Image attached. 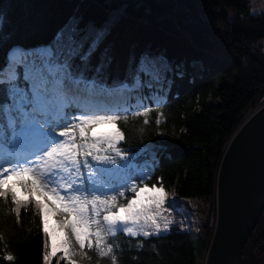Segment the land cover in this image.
<instances>
[{
  "label": "trees",
  "instance_id": "trees-1",
  "mask_svg": "<svg viewBox=\"0 0 264 264\" xmlns=\"http://www.w3.org/2000/svg\"><path fill=\"white\" fill-rule=\"evenodd\" d=\"M68 43L84 49L91 45V59L82 62L89 68L107 60L103 87L118 91L96 90L88 97L80 93L71 99L70 111L120 110L128 115L117 123L124 134L118 147L127 157L137 155L143 173L130 168L124 173L127 182L129 177H144L178 202L213 203L223 153L264 98V55L252 50L264 45V13L249 15L247 0H0V64L16 48L47 54ZM142 57L161 61L162 71L157 70L151 86L121 89L120 82L131 85L129 75ZM89 75L95 78L94 72ZM88 98L105 106H87ZM144 109L146 117L132 115ZM52 119L59 131L56 125L63 121ZM4 131L0 125V135ZM147 146L152 156L144 151ZM82 173L87 182L85 169ZM15 188L25 194L17 195L20 200H29L19 185ZM15 207L11 195L0 198V264H45L48 238L41 212L34 203L21 204L19 215ZM164 214L171 221L164 234L118 232L107 237L113 247L108 257H99L85 243L84 258L88 264H111V256L117 264H204L214 234L211 226L183 227L174 213ZM7 255L14 259L6 260ZM57 262L72 264L61 255L50 257L49 264ZM238 264H264V210Z\"/></svg>",
  "mask_w": 264,
  "mask_h": 264
},
{
  "label": "snow or ice",
  "instance_id": "snow-or-ice-1",
  "mask_svg": "<svg viewBox=\"0 0 264 264\" xmlns=\"http://www.w3.org/2000/svg\"><path fill=\"white\" fill-rule=\"evenodd\" d=\"M93 52L91 45L84 49L68 43L45 55L34 52L32 59L23 62L7 56L0 64V114L4 117L0 125L5 129L0 135V160H3L0 163V198L7 200L11 195L17 215L21 204L34 203L38 212L59 210L67 217H74V222L65 220L61 227L70 229L81 248L87 243L89 249L95 248L97 255L104 258L113 252L112 245L107 242L109 235L116 236L123 231L130 236L147 237L151 235L146 230L148 227L159 232L161 220L165 229L171 221L162 216L166 203L164 189L149 185L144 177H129L130 183L107 190L96 183L97 176L103 177L110 171L101 166L118 165L119 161L128 159L118 147L124 134L117 127L119 121L128 120V115L120 114V110L79 114L70 111L71 99L82 92L99 90L111 94V91H118L103 87L107 60L94 69L82 63L89 61ZM91 72L95 73L94 79L89 75ZM157 76L156 62L142 57L129 75L131 85L120 82V88L139 90L145 83L151 86ZM132 115L146 117L148 110L133 111ZM53 117L63 121L56 125L59 131L52 127ZM102 125H111L113 131L98 133L96 129ZM89 157L95 163L90 162ZM119 168L125 169L127 164L119 163ZM82 169H87V182ZM16 185L29 194V200L18 198ZM40 197L56 207L48 208ZM44 232L46 236L51 235L47 227ZM68 243L69 238L65 236L63 245ZM45 248L44 261L49 264L50 257L57 255L55 237L51 251H47V240ZM5 259L12 261L14 258L7 255ZM111 264H117L115 256H111Z\"/></svg>",
  "mask_w": 264,
  "mask_h": 264
},
{
  "label": "water",
  "instance_id": "water-1",
  "mask_svg": "<svg viewBox=\"0 0 264 264\" xmlns=\"http://www.w3.org/2000/svg\"><path fill=\"white\" fill-rule=\"evenodd\" d=\"M217 217L204 264H238L264 210V106L235 132L216 180Z\"/></svg>",
  "mask_w": 264,
  "mask_h": 264
},
{
  "label": "rangeland",
  "instance_id": "rangeland-1",
  "mask_svg": "<svg viewBox=\"0 0 264 264\" xmlns=\"http://www.w3.org/2000/svg\"><path fill=\"white\" fill-rule=\"evenodd\" d=\"M248 6H249V15L251 16H258L262 13H264V0H247ZM253 51L257 52L258 54L264 55V45L263 44H258V46L252 48ZM36 52L39 55H45L46 52L44 51H32V52H25L20 49H13L9 56H12L16 61L18 62H23L24 59H32L33 58V53ZM156 62V69L159 71H162L163 63L158 60H154ZM89 93H96V91H91V92H82L83 97H88L90 94ZM87 106H92V107H102L105 106L104 102L101 100H98L95 98L94 100H87L86 102ZM264 106V98L261 100V102L258 105V110ZM256 112V111H255ZM254 112V113H255ZM96 131L98 133H105V132H110L113 131L111 125H102L99 126ZM150 148L151 146H147L144 151L147 152L149 156H152L150 153ZM137 155H132L129 156L126 161H119V163H126L127 168L121 169L119 168V163L118 165H103L101 167H106L110 171L105 173L103 177L97 176L95 178L97 185H103L104 190H107L108 186L104 184L105 181L109 180H115L118 181L120 184L127 182L126 176H124V173L127 172L130 168L133 169L135 172L143 173V168L139 170V166L137 165L136 160ZM11 158V157H9ZM31 159H34V157H30ZM91 158V157H90ZM0 163H3V160H0ZM92 163H95L92 161ZM82 171V170H81ZM86 174L85 176H88L87 169H85ZM99 178V179H98ZM79 182V181H78ZM129 183V182H128ZM17 195L18 196H25L24 192L20 190L19 188H15ZM44 203L48 206V208H54L51 203L48 202V200L44 199L42 197ZM168 210L169 214H173L178 217V222L181 226L189 225V227H192L194 224H207V226H211L213 230H215V221L217 217V201L215 200L213 203H207V202H199V201H184V202H178L174 199L173 195L171 193H166V203L164 205V209L162 210V216L166 217L164 212ZM42 217V223H43V228L47 227L48 232L51 234L47 236L48 238V245H49V251L52 249V243H53V237L56 238L55 233H52V227L53 225H57L58 228L61 230L66 229L64 227H61L63 222L65 220L71 219L74 222L73 217L65 218L63 215H61L57 210L54 213H49L47 209L44 210L43 213H41ZM167 218V217H166ZM45 220L47 221V224L45 225ZM168 220V218H167ZM258 221V220H257ZM161 228L159 232H156L151 227H148L146 230L151 233V235L147 236H157L164 234L167 229L163 227L164 221L161 220ZM69 230V229H68ZM123 232V231H120ZM124 233V232H123ZM214 233V232H213ZM128 235V234H126ZM130 236V235H129ZM137 236H143L137 235ZM83 239V236H82ZM56 243V242H55ZM67 245H64V247L60 250H57V255H61V257L67 259L70 261L72 264H88L86 259L83 256L82 253V248L79 251H73V252H68Z\"/></svg>",
  "mask_w": 264,
  "mask_h": 264
},
{
  "label": "bare ground",
  "instance_id": "bare-ground-1",
  "mask_svg": "<svg viewBox=\"0 0 264 264\" xmlns=\"http://www.w3.org/2000/svg\"><path fill=\"white\" fill-rule=\"evenodd\" d=\"M52 233L53 234L55 233V235H56L55 242L57 245V250H60L64 247L63 238L65 236H67L69 238V245L66 248L67 251L70 252L69 250H71V252H73V251H79L80 252L81 247L79 244H77L75 237L72 236L70 229L69 230L68 229L67 230L66 229L61 230L60 228H58L57 225H53Z\"/></svg>",
  "mask_w": 264,
  "mask_h": 264
}]
</instances>
